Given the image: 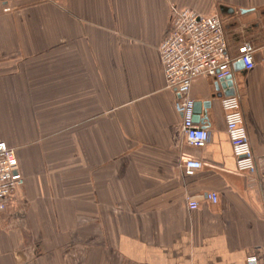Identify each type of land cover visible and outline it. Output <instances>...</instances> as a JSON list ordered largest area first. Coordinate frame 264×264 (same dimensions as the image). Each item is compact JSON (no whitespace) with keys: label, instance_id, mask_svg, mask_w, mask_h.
<instances>
[{"label":"crops","instance_id":"0c3cea01","mask_svg":"<svg viewBox=\"0 0 264 264\" xmlns=\"http://www.w3.org/2000/svg\"><path fill=\"white\" fill-rule=\"evenodd\" d=\"M185 7L223 22L254 175L237 172L219 99L195 121L209 143L185 142L158 51ZM0 137L25 178L0 212V264H264V0H0Z\"/></svg>","mask_w":264,"mask_h":264},{"label":"built area","instance_id":"2783aa9c","mask_svg":"<svg viewBox=\"0 0 264 264\" xmlns=\"http://www.w3.org/2000/svg\"><path fill=\"white\" fill-rule=\"evenodd\" d=\"M223 29V22L216 15H201L185 7L175 11L171 27L158 47L166 88L176 91L178 95L175 109L183 119L181 129L185 142L195 148H204L211 135L207 129L195 124V102L190 97L192 84L201 77L216 79L218 82L232 76L231 68L235 61L229 56L228 40ZM255 53L256 48L251 42L240 44L237 59L244 64L245 72L255 67ZM220 101L237 172L254 175L257 173L256 159L248 139L249 133L241 111V101L236 95L222 97ZM16 156V150L7 146L6 141L0 137V212L6 209L7 201L25 182ZM200 168L201 162L193 158L182 163L187 177L195 176ZM206 200L216 204L219 202V196L213 192L208 193ZM187 205L189 209L197 210L199 201L194 197L189 198ZM247 264L260 263L258 259L250 256L247 258Z\"/></svg>","mask_w":264,"mask_h":264},{"label":"water","instance_id":"95a60500","mask_svg":"<svg viewBox=\"0 0 264 264\" xmlns=\"http://www.w3.org/2000/svg\"><path fill=\"white\" fill-rule=\"evenodd\" d=\"M235 68L237 70H240L244 68V64L242 61H238L235 64ZM234 80L232 76H228V78H225L224 80H219L218 82H215L214 87L216 88V92L213 96L209 98V100L206 101H194L195 102V110H194V120L202 121V113L208 112L211 109H213V100L214 99H221L222 97H229L237 95L236 87H234Z\"/></svg>","mask_w":264,"mask_h":264}]
</instances>
